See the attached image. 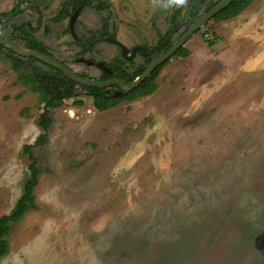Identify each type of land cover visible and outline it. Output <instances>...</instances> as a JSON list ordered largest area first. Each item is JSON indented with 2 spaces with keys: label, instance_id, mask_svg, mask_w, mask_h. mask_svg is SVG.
Here are the masks:
<instances>
[{
  "label": "rangeland",
  "instance_id": "1",
  "mask_svg": "<svg viewBox=\"0 0 264 264\" xmlns=\"http://www.w3.org/2000/svg\"><path fill=\"white\" fill-rule=\"evenodd\" d=\"M17 1L0 0V13ZM62 1L25 0L0 35L23 44L12 27L30 24L34 40L91 80L100 69L81 59L126 60L105 38L129 51L153 48L180 5L107 0L101 13L82 8L72 35L73 10L60 14ZM192 5H181L175 24ZM243 11L194 32L183 45L189 56L168 58L151 95L99 112L78 88L49 111L46 140L32 149L35 208L12 225L0 264H264V0ZM240 15L244 51L230 31ZM95 31L102 41L82 51L74 38ZM203 35L217 39L209 47ZM127 59L129 70L145 63L140 54ZM22 72L0 50V217L22 194V147L42 134L38 96L18 82Z\"/></svg>",
  "mask_w": 264,
  "mask_h": 264
},
{
  "label": "trees",
  "instance_id": "2",
  "mask_svg": "<svg viewBox=\"0 0 264 264\" xmlns=\"http://www.w3.org/2000/svg\"><path fill=\"white\" fill-rule=\"evenodd\" d=\"M219 0L210 3L208 0H184V3L190 2L194 5L191 6L189 11L188 19L198 17L203 13L209 11ZM254 0H235L227 8L220 11L216 14L210 21L220 22L236 17L244 9H246ZM68 2L74 3L76 6L84 5L89 6L98 13L106 10L108 8L107 0H67L62 4L60 14L69 9ZM168 4L175 3V0H167ZM182 6L181 4L177 10L170 17V22L175 26L178 16L180 15ZM203 9V10H202ZM15 8L8 13H0V24L4 19H9L14 15ZM202 10V11H201ZM209 21V22H210ZM105 23V22H104ZM103 23L102 28L105 30L106 25ZM207 25V24H206ZM24 25L19 27H13V31H23ZM203 40L207 46H212L217 39V36L214 35L212 39H209L206 35H203ZM24 43L19 44L28 49H33L46 53V48L41 44L37 43L29 33H25L23 37ZM102 41L101 32H89V37L84 40L80 39L76 41V45L81 49L86 48V50L91 49L92 45ZM17 44V42H16ZM0 50L5 53V58L8 59L11 63L13 70L22 69V74L18 75V82L27 90L37 94L38 103L40 105L41 113L37 119V125L42 130V134L38 136L33 145H24L22 147V153L27 157V178L23 186L22 194L14 204L12 210L9 214L2 215L0 217V259L3 258L9 251V241L8 237L11 233V227L14 223L19 221L26 211L30 208H35L33 202V192L38 184L39 169L37 168V161L33 156L32 149L46 140V134L51 124V119L49 116V111L60 107L64 101L74 98L77 95L78 88L83 91L85 94L90 96L93 99V107L99 111L109 110L120 103L131 102L137 100L141 97L151 95L155 89L156 84L155 80L158 77L161 69L167 64L170 58H185L189 56V51L184 47H180L174 54H172L169 59H166L164 62L159 64L153 71V73L145 79L137 88L132 89L128 93H123L120 97H112L106 93V89H99L95 87H85L77 86L75 82L68 79L62 73L57 72V78H40L33 72L31 64L33 61H36L33 58H22L13 52L5 49L0 45ZM83 51V50H82ZM141 57L145 60L144 65L138 66L135 69H128V65L133 63V60L126 59L124 62L120 63L115 61L109 65L110 73H101L99 80H108L109 78H120L126 82L133 81L138 77L150 63L151 59L145 57L141 53ZM25 69L28 71L26 72ZM21 73V72H20Z\"/></svg>",
  "mask_w": 264,
  "mask_h": 264
},
{
  "label": "water",
  "instance_id": "3",
  "mask_svg": "<svg viewBox=\"0 0 264 264\" xmlns=\"http://www.w3.org/2000/svg\"><path fill=\"white\" fill-rule=\"evenodd\" d=\"M235 0H219L213 7L209 9L208 12L203 13L202 15L194 18H190L186 21L187 24H189L188 28L182 33V35L177 39V41L173 44V46L164 54L160 55L159 57L153 59L145 68V70L138 76L136 77L133 81L131 82H125L122 79L118 78H111L108 80H91V79H86L78 74H76L73 70L68 68L66 65L60 63L53 57L43 54L39 51H35L32 49L25 48L23 46L14 44L0 36V45L3 46L4 48L8 49L9 51L13 52L14 54L22 57V58H35L49 66H52L56 70L60 71L64 76H66L68 79L72 80L78 85H82L85 87H95L99 89H106V93L111 95L112 97H120L123 93H128L132 89L137 88L145 79H147L154 71V69L164 62L166 59H168L172 54L176 52L180 47H183L184 43L188 40V38L193 35L194 32L197 30L203 28L211 19L214 17L216 14H218L220 11L224 10L227 8L232 2ZM78 11L74 13V15L71 17L70 20V28H72L73 23L77 17ZM183 24H179L176 26L167 36V38L157 47L151 49L150 51H146L143 48L140 47H135L132 49L131 54L129 58H132L135 56L136 51L140 49L144 55L151 56L154 52H156L159 48H162L165 46L172 35L182 27ZM107 40L113 43H116L113 39H108ZM117 44V43H116ZM121 52L124 57H127V49L124 47L120 46ZM81 61H83L81 59ZM87 64H91L90 62H86ZM96 67L102 70L103 72L109 74L110 70L106 68L102 63L96 64ZM31 68L35 75H37L40 78H57L58 75L55 74L52 71H47L44 70L36 65H31ZM112 87H114L112 89Z\"/></svg>",
  "mask_w": 264,
  "mask_h": 264
},
{
  "label": "flooded vegetation",
  "instance_id": "4",
  "mask_svg": "<svg viewBox=\"0 0 264 264\" xmlns=\"http://www.w3.org/2000/svg\"><path fill=\"white\" fill-rule=\"evenodd\" d=\"M24 1L25 0H18L17 1V5H16V7L19 5L20 7H22L23 6V4H24ZM67 0H63L62 1V3H61V7H62V4L64 3V2H66ZM166 2H167V0H166ZM15 7V8H16ZM68 7L69 8H71L72 10H73V13L71 14V17L74 15V13L76 12V11H78V14H77V17H76V19H75V21H74V23H73V26H72V28H70V20H71V17H70V19H69V24H68V30H69V32L72 34V35H74V32H73V27H74V24H75V22H76V20H77V18L79 17V14H80V11L82 10V8H84V7H89V6H84V5H80V6H76L74 3H72V2H68ZM91 8V7H90ZM14 9V8H13ZM12 10V9H11ZM8 13V12H7ZM12 17V16H11ZM179 24H183V25H185L186 26V28H185V30L188 28V26H189V24H187L185 21H183V22H180V23H178V25ZM4 25V23H3V21H2V23L0 24V26H3ZM103 25V24H102ZM177 25V26H178ZM182 25V26H183ZM21 26V25H20ZM24 26L25 27H23V31H17L18 33H20V36L23 38L24 36H25V33L27 32V33H29L31 36H32V34H31V31L33 30L31 27H29L30 26V24H24ZM184 26V27H185ZM13 27H16V26H13ZM13 27H12V29H13ZM19 27V26H18ZM176 27V26H175ZM174 27V28H175ZM173 28V29H174ZM173 29H171L164 37H163V39H162V41L159 43V44H157L155 47H157L158 45H160L166 38H167V36L169 35V33L173 30ZM180 29V28H179ZM178 29V30H179ZM177 30V31H178ZM95 32H101V34L103 35V31H95ZM1 36V35H0ZM2 38H4L3 36H1ZM108 39H110L111 37H107ZM107 38H105V40L106 41H108L107 40ZM4 39H6V38H4ZM75 39V43H76V41H78V39L75 37L74 38ZM103 39H104V37H103ZM111 39H113L114 41H116V43H113V42H111L110 41V43H112V44H114V45H116L118 48H119V50H120V52H121V49H120V46H122V47H124L123 45H121L115 38H111ZM6 40H8V41H10V42H12V43H14V44H16V42H14L13 40H9V39H6ZM36 41V40H35ZM171 41V38H170V40H169V42ZM177 41V40H176ZM175 41V42H176ZM37 42V41H36ZM109 42V41H108ZM167 43L165 46H163L162 48H159L156 52H154L151 56H146V55H144V53L140 50V49H138L137 51H136V54H135V56L136 55H138V54H140L141 55V53L145 56V57H149L150 59H151V61L153 60V59H155V58H157V57H159L160 55H162V54H164L165 52H167L172 46H173V44L175 43H172V44H170V43ZM38 43V42H37ZM40 44V43H39ZM17 45H19V44H17ZM21 46V45H20ZM24 47V46H23ZM136 47H139V46H136ZM155 47H153V48H155ZM26 48V47H25ZM80 48V47H79ZM125 49H127L126 47H124ZM135 48V47H134ZM140 48H143V49H145L146 51H150L151 49H153V48H150V49H147V48H144V47H140ZM6 49V48H5ZM81 49V48H80ZM133 49V48H132ZM132 49L129 51L128 49H127V57H124L123 56V54H122V52H121V56L124 58V59H127L128 57H129V55L131 54V51H132ZM8 50V49H7ZM33 50V49H32ZM81 50H83V51H87L86 50V48H83V49H81ZM35 51H37V50H35ZM46 51H47V54L46 53H43V54H46V55H49V56H51V57H53L54 59H56L57 61H59L60 63H62V64H64L62 61H60V60H58L57 58H55L47 49H46ZM40 52V51H39ZM42 53V52H41ZM33 59H35V58H33ZM36 61H33L32 63H39V64H42V65H44L45 67H47V69H44V70H47V71H52V72H54L55 74H57V72H60V71H58V70H56L55 68H53L52 66H49V65H47V64H45V63H43V62H41V61H39V60H37V59H35ZM80 60V59H79ZM83 61V63L84 64H86V65H90V66H93V67H96V64H98V63H96V62H93V61H91V60H85V59H82ZM150 61V62H151ZM86 62H90L91 64H87ZM104 64V63H103ZM32 65V64H31ZM65 65V64H64ZM106 65V64H105ZM36 66H38V67H40L39 65H36ZM67 66V65H66ZM68 68H70L69 66H67ZM106 67L110 70V68H109V66L108 65H106ZM40 68H42V67H40ZM97 68V67H96ZM43 69V68H42ZM71 69V68H70ZM97 69H99V68H97ZM72 70V69H71ZM111 71V70H110ZM103 71L102 70H100V73H102ZM61 73V72H60ZM104 73V72H103ZM58 75V74H57ZM79 76H81V75H79ZM82 77V76H81ZM84 78V77H83ZM109 79H111V78H109ZM118 79H120V78H118ZM102 81V80H101ZM126 82V81H125ZM77 86H82V85H78V84H76ZM114 87H112V89H113ZM123 95V94H122ZM121 95V96H122Z\"/></svg>",
  "mask_w": 264,
  "mask_h": 264
},
{
  "label": "crops",
  "instance_id": "5",
  "mask_svg": "<svg viewBox=\"0 0 264 264\" xmlns=\"http://www.w3.org/2000/svg\"><path fill=\"white\" fill-rule=\"evenodd\" d=\"M240 14L244 15V11H242ZM241 15L239 18L241 20L240 26L238 28H231L230 31H232L234 34H233V36L232 35H230V36L236 37L235 39L241 38L240 39L241 46H239L240 47L239 50L244 51V17L241 19ZM225 23H227V22H225Z\"/></svg>",
  "mask_w": 264,
  "mask_h": 264
},
{
  "label": "clouds",
  "instance_id": "6",
  "mask_svg": "<svg viewBox=\"0 0 264 264\" xmlns=\"http://www.w3.org/2000/svg\"><path fill=\"white\" fill-rule=\"evenodd\" d=\"M176 4H183L184 3V0H175Z\"/></svg>",
  "mask_w": 264,
  "mask_h": 264
}]
</instances>
